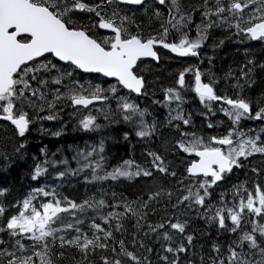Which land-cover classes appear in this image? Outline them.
Instances as JSON below:
<instances>
[{"label": "snow or ice", "instance_id": "6c2138e0", "mask_svg": "<svg viewBox=\"0 0 264 264\" xmlns=\"http://www.w3.org/2000/svg\"><path fill=\"white\" fill-rule=\"evenodd\" d=\"M188 9L182 0H0V120L23 137L35 120L58 119L68 102L73 108L69 116L80 113L78 125L86 132L102 127L91 105L110 123L130 122L136 137H152L156 121H147V109L139 108L131 97L147 95L146 72L161 60L157 45L175 57L199 59L213 28L230 31L241 42L264 43V0H199ZM138 13L159 21V31L144 35ZM193 24L196 36L189 38L184 29ZM170 31L179 35L178 42L167 40ZM256 67L264 69V62L257 64L246 56L238 73L225 74L233 95L221 94L211 73L205 76L191 64L182 67L175 78L179 87L163 89V100L153 101L168 108L171 144L166 140L163 152L147 150L143 165L129 158L108 168L103 139L98 148L77 149L76 168L66 167L64 159L45 160V164L65 165L54 173L57 179L89 170L84 182H95L99 197L92 194L76 202L56 188L36 187L22 201L0 203V264H153V254L156 264H264V223L260 222L264 184L259 180L264 176V91L256 98L255 109L246 91L255 83ZM79 73L98 74L111 82L104 88L91 78L81 79ZM189 89L208 112L219 102V111L230 121L225 134L205 138L188 130L194 125L191 115L183 114L182 104ZM45 110L46 115H39ZM242 120L261 123L245 130L240 127ZM62 131L52 135L60 136ZM123 136L127 140L128 133ZM257 158L259 166L252 164ZM174 160L183 161L178 179ZM244 168L257 178L251 187L247 181L232 185L231 201L221 192L220 203H214L210 199L214 186ZM45 173L46 168L37 164L31 179ZM108 180L144 184L132 199L112 191L109 201V193L100 186ZM165 180H175L177 189L166 188ZM37 197L47 199L37 205ZM181 209L236 238L227 244L213 241L208 253L202 245L197 249L187 220L175 215ZM158 212L159 219L150 218ZM246 216L250 231L241 228ZM85 220L87 229L82 227ZM129 221L130 232L125 228Z\"/></svg>", "mask_w": 264, "mask_h": 264}, {"label": "trees", "instance_id": "16d2710c", "mask_svg": "<svg viewBox=\"0 0 264 264\" xmlns=\"http://www.w3.org/2000/svg\"><path fill=\"white\" fill-rule=\"evenodd\" d=\"M196 2H199V0H182V3H185L184 6L186 10H190L187 8L188 4H194ZM209 2L211 3V0H209ZM197 16L198 13H195L194 19L196 21ZM137 22L142 25L144 35L159 31V21L155 19L150 21L142 13L137 14ZM206 41H209L210 46L206 47L203 44L205 52L208 51L205 54L200 52L202 59H199V62H207L210 65L211 68L209 69L213 71L214 78H218L217 82L219 81L222 86H220V89L222 88L221 91L224 93L227 92L229 95L234 94V89L230 86V83L225 81L224 77L229 70L238 73L239 66L246 63V56L254 58L257 64L264 62V43L260 41L251 42L249 40L241 42L238 38L234 37L230 31L225 30L213 31ZM221 41H223V43H221ZM209 58L211 59L209 60ZM221 67L223 69H221ZM157 69V67H151L150 71L152 74L150 80L154 84L157 93L163 92V89L167 87L176 86H167L161 83L160 81L165 77L163 73L157 71ZM175 72V68L174 70L165 71V73L169 75ZM78 75L84 80L97 78V76L87 77L80 73ZM169 75L166 80L169 79ZM230 79L231 78H229V80ZM253 79L255 83L250 90L246 91L248 96L253 100V108L255 109L256 98L264 91V69L256 67L254 69ZM151 96L154 97L155 95L152 94ZM150 110L152 112L155 111L158 116L161 115L160 117L164 118L166 116V111H163L162 108L154 107L150 108ZM72 111L73 108L67 103V106L63 107V111L58 114V119L53 121L35 120L30 124L28 132H26L23 137L15 135L12 131V127L7 123L0 122V189L4 190V194L0 195V203L7 206L9 203L22 201L23 198L36 187H45L47 191L56 188L62 196H66L76 202L92 194H96L98 198L99 193L97 192V184L95 182L85 184L83 179L85 173L90 176L89 170L85 169L84 172L79 175L67 173L65 177L57 179L54 173L58 170H63L65 165L45 164V160L59 161L64 159L68 162L66 167L76 168L77 163L76 160L73 159V156L76 154L77 149L86 152L90 151L92 147L98 148L101 139L104 141L105 152L103 155L107 157L108 168L129 158L143 165L147 150H160L162 152L164 144L160 139L155 135L150 138L136 137L134 127L130 122H124L120 119L117 123H110L103 118H99L98 123H100L102 127L97 131L86 132L79 128L78 116H69V113ZM202 112L207 113V116L202 115ZM188 113L191 115L192 125H194V127H190L188 130L195 131L198 135H204L205 138L211 134L223 135L226 133L228 127H230V121L219 111V106L216 104L212 112H208V110L204 109L203 105L200 104L199 99L188 97L183 107V114L188 116ZM46 114L47 110L39 113V115ZM209 122L214 124L212 129L207 127ZM240 127L248 130L258 128V125H247L242 120ZM6 128L8 129L7 132H5ZM61 128H63V131L60 136L52 135L53 132L61 130ZM125 132L128 133L127 140L124 139L123 136ZM170 133L172 135L171 131ZM21 144H23L22 148L19 147ZM42 149L44 151H42ZM5 157H7V161H5ZM173 163L178 179L183 172V161H173ZM37 164L43 165L46 168V173L42 174L34 181L31 179V174ZM245 173H247V175ZM250 176V168L234 171L230 179L220 183L219 187L214 186L210 199L216 203L215 199H219V194L224 192L226 199L229 200V193L226 191V188L222 190L221 187L224 185L227 186L229 183H236L239 180L248 181V177L250 178ZM186 181L188 180L185 179L184 182ZM163 183L166 188H171L174 191L178 187L175 180H171V182L165 180ZM143 184V180L139 183H116L108 180L103 182L100 186L107 190L109 195L106 198L110 201V193L112 191L123 194L129 199L134 198L139 193ZM41 199L47 198L37 197L34 202ZM107 210L108 209H105V211ZM9 211H11V209H9ZM88 215H92L91 211H89ZM175 215L181 221L187 220V230L194 236V243L197 249L202 245L205 253L209 252V246L213 241L227 244L230 239L236 238V234L218 231L214 225L206 223L205 220L201 219L194 212L187 213L184 209H181L177 211ZM150 218L153 220L159 219V212L157 215L151 216ZM248 220L249 218L246 216L241 223V228L250 231L252 225ZM260 222L264 223V220ZM131 223V221L125 223V228H127L129 232L131 231ZM228 223H230V221ZM82 227L87 229V220H85ZM5 239H7L6 236ZM25 243H27V241H25ZM153 264H156L155 254H153Z\"/></svg>", "mask_w": 264, "mask_h": 264}, {"label": "rangeland", "instance_id": "374dc122", "mask_svg": "<svg viewBox=\"0 0 264 264\" xmlns=\"http://www.w3.org/2000/svg\"><path fill=\"white\" fill-rule=\"evenodd\" d=\"M211 2H212V0H211ZM143 14V13H142ZM200 20V16H199V14H198V16H197V22ZM196 21V20H195ZM215 30H221V31H223L224 29H222V28H213V29H210L209 31H210V33H212L213 31H215ZM184 31H186L187 32V34H188V36H189V38H195V36H196V29H195V26H194V24L193 25H191L190 26V28L189 29H184ZM173 35H175V36H177V38L179 39V35L176 33V32H174V31H170ZM204 45L206 46V47H209L210 46V44H209V41H205L204 42ZM205 50H204V48H203V45H202V48H201V53H206V52H204ZM204 57V56H203ZM202 59V58H201ZM207 63V62H206ZM189 64H191V65H193V66H196V65H199L200 64V62L199 61H196V60H193V62H191V61H189V62H185V63H181V66H180V68H182V67H185V66H188ZM208 64V63H207ZM200 66V65H199ZM202 66V65H201ZM202 67H204V66H202ZM209 68H211L210 67V65L208 64V67H207V69H209ZM206 69V71H208ZM209 70H211V69H209ZM206 71L205 70H203V72L204 73H206ZM148 78H149V76H148ZM88 80V79H87ZM148 81H149V87L147 88V95H143V96H141L140 98H136L135 99V97L132 95V99H133V101L138 105V107L139 108H141V109H147V111H148V115H146L145 116V119L147 120V121H149V122H152L153 120H156L155 118H157V132H156V134H154L158 139H160L161 140V142H163V144L165 145V141L167 140L168 141V144L170 145L171 144V140L169 139L170 137H171V133H170V131L172 132V130H170L169 129V126H168V124H167V121H166V117L168 116L167 114H168V108H166V107H164L163 106V104H161V103H153V101L154 100H159V101H162L163 100V92H160V93H157L156 92V90H155V86H154V84L152 83V81L150 80V78L148 79ZM92 82L93 83H101V85H102V87H104V88H107V86H108V81H105V80H103V79H101V78H99V77H97V78H94V79H92ZM155 91V92H154ZM155 95L154 97L153 96H151V95ZM187 94H188V91H186L185 93H184V95H185V97H186V99H185V101L183 102V104H182V108L184 107V104H185V102L187 101ZM150 98V99H149ZM151 100V101H150ZM146 102V103H145ZM67 103L68 102H65L64 103V106L63 107H66L67 106ZM145 103V104H144ZM144 104V105H143ZM156 108V107H159V108H162L163 109V111H166V116L163 118V117H160V116H158L156 113H155V111L154 112H152L151 110H150V108ZM111 108L113 109V110H115V101H113L112 102V104H111ZM91 110H92V114L93 115H96L97 116V122H98V119L99 118H103L104 119V117H103V115L102 114H98V113H96L95 112V110L91 107L90 108ZM154 113V114H153ZM77 116H78V119H79V117H80V113H77ZM160 117V118H159ZM162 118V119H161ZM135 119V118H134ZM160 121V122H159ZM159 122V123H158ZM163 123V125H162V123ZM261 123V122H260ZM260 123H259V125H260ZM259 125H258V127H259ZM134 127V126H133ZM168 128V129H167ZM163 131V132H162ZM169 132V133H168ZM157 133H158V135H157ZM160 133H162V134H160ZM160 135H162L163 137H161ZM164 151V147L162 148V152ZM166 155H171L170 154V152H168V153H165ZM175 161V160H174ZM252 164H255L256 166H259V164H260V162H259V159L257 158V159H255V160H253L252 161ZM245 177V176H244ZM255 179H257L252 173H251V176H250V178L248 177V184H247V186L248 187H251V182L253 181V180H255ZM259 180H260V183H262V184H264V176H261V177H259ZM246 180H239L238 182H233V183H229L227 186H223V187H221V189L222 190H224L225 188H226V191L229 193V201H231V191H229L230 189H231V187H232V185H235V184H238V183H241V182H245ZM185 184H187L188 183V181H186V182H184ZM219 198V197H218ZM40 201V200H39ZM39 201H37V202H35L37 205L39 204ZM215 202L217 203V204H219L220 203V200L219 199H215ZM186 211V210H185ZM187 213H189V211H186ZM225 215H226V213H225Z\"/></svg>", "mask_w": 264, "mask_h": 264}, {"label": "flooded vegetation", "instance_id": "af4514ba", "mask_svg": "<svg viewBox=\"0 0 264 264\" xmlns=\"http://www.w3.org/2000/svg\"><path fill=\"white\" fill-rule=\"evenodd\" d=\"M143 19V18H141ZM144 20V19H143ZM167 40L169 42H178V38L177 36L173 35L171 32L169 33L168 37H167ZM159 51H160V54H161V60L158 64V66H155L157 67V71L163 73V76L165 77L162 81H160L161 83H164L165 85H175V78H176V75L178 73V71L181 69L180 66H181V63H185V62H193V60H196V61H199V59L202 58L201 54H200V58L199 59H196L194 57H183V58H178V57H175L174 55H172L171 53H169L168 51L162 49V48H158ZM152 64L154 65L155 63L152 62ZM200 65V66H199ZM199 65H196L200 68V70L203 72V70L206 71L207 67H208V64L206 62H200ZM204 67H202V66ZM148 67H151V65H149ZM174 70V68L176 69V72L175 73H171L170 75L168 73H165V71H168V70ZM208 71H206L205 76L207 74H209L211 72V74L213 75V71L207 69ZM147 73V72H146ZM150 72H148L146 75L147 77L152 75V74H149ZM169 75V79L166 80V78L168 77ZM214 76V75H213ZM148 78V79H149ZM173 80V81H172ZM173 82V83H172ZM191 82V73H187L186 74V83H190ZM172 83V84H171ZM221 84L218 83V91L221 93V94H224L223 91H221L220 89V86ZM177 87H179L178 85H176ZM188 97H193L195 99H199L198 97L195 96V94L189 89L188 90V94H187ZM216 105L219 106V102L216 103ZM1 122V121H0ZM243 122H245L247 125H259L260 121H255V120H243Z\"/></svg>", "mask_w": 264, "mask_h": 264}, {"label": "bare ground", "instance_id": "6f19581e", "mask_svg": "<svg viewBox=\"0 0 264 264\" xmlns=\"http://www.w3.org/2000/svg\"><path fill=\"white\" fill-rule=\"evenodd\" d=\"M187 2H188V1H187ZM184 4H185V3H184ZM186 4H187V3H186ZM190 4H191V3H190ZM188 5H189V4H188ZM187 8H188V7H187ZM207 51H208V50H207ZM207 51H206V52H207ZM204 52H205V51H204ZM209 52H211V51H209ZM223 52H224V51H223ZM212 54H213V53H212ZM222 54H223V53H222ZM240 54H241V53H240ZM206 55H207V54H206ZM237 57H238V56H237ZM223 66H224V65H223ZM221 69H223V68L221 67ZM217 70H218V69H217ZM235 70H236V69H235ZM210 71H211V70H210ZM236 72H237V71H236ZM147 73H148V72H147ZM147 73H146V74H147ZM152 73H153V72H152ZM210 73H211V72H210ZM149 74H151V73H149ZM224 77H225V76H224ZM217 80H218V78H217ZM172 81H173V80H172ZM218 82H219V81H218ZM172 83H173V82H172ZM172 83H171V84H172ZM219 83H220V82H219ZM224 85H225V84H224ZM167 86H168V85H167ZM169 86H170V85H169ZM219 86H220V85H219ZM221 87H222V86H221ZM163 88H165V87H163ZM221 89H222V88H221ZM159 93H160V92H159ZM149 99H150V98H149ZM150 101H151V100H150ZM145 103H146V102H145ZM145 103H144V104H145ZM144 104H143V105H144ZM192 106H194V105H192ZM190 108H191V107H190ZM194 108H195V107H194ZM162 110H163V109H162ZM160 112H161V111H160ZM153 114H154V113H153ZM188 114H189V113H188ZM160 116H161V115H160ZM192 116H193V113H192ZM159 118H160V117H159ZM191 118H192V117H191ZM155 119H156L155 121H156V123H157V118H155ZM161 119H162V118H161ZM159 122H160V121H159ZM159 122H158V123H159ZM193 122H194V121H193ZM161 123H162V122H161ZM162 125H163V123H162ZM167 129H168V128H167ZM111 132H112V131H111ZM156 132H157V131H156ZM162 132H163V131H162ZM200 132H201V131H200ZM204 132H205V131H204ZM168 133H169V132H168ZM155 134H156V133H155ZM160 134H162V133H160ZM201 134H202V133H201ZM157 135H158V133H157ZM160 136L163 137L162 135H160ZM157 137H158V136H157ZM157 140H158V139H157ZM160 149H161V148H160ZM139 153H140V152H139ZM170 154H171V153H170Z\"/></svg>", "mask_w": 264, "mask_h": 264}, {"label": "water", "instance_id": "95a60500", "mask_svg": "<svg viewBox=\"0 0 264 264\" xmlns=\"http://www.w3.org/2000/svg\"><path fill=\"white\" fill-rule=\"evenodd\" d=\"M157 48H162L161 46H159V45H157L156 46ZM163 49V48H162ZM164 50H166V49H164ZM166 51H168V50H166ZM172 54V53H171ZM172 55H174V54H172ZM178 58H183V57H178ZM155 63V62H154ZM82 74H84V75H98V74H85V73H82ZM100 76V75H99ZM102 77V76H101ZM102 78H104V79H106L107 81H111V78H105V77H102ZM132 95H134L135 97H140V96H137L136 94H132ZM90 107H92L91 105L89 106V108ZM0 121H2V120H0ZM4 122H7V121H4ZM8 123V122H7ZM27 132V131H26Z\"/></svg>", "mask_w": 264, "mask_h": 264}]
</instances>
